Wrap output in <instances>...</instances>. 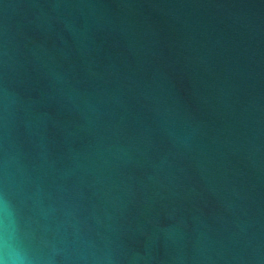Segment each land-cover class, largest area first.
Segmentation results:
<instances>
[{"label": "water", "instance_id": "95a60500", "mask_svg": "<svg viewBox=\"0 0 264 264\" xmlns=\"http://www.w3.org/2000/svg\"><path fill=\"white\" fill-rule=\"evenodd\" d=\"M0 264H264V0H0Z\"/></svg>", "mask_w": 264, "mask_h": 264}]
</instances>
